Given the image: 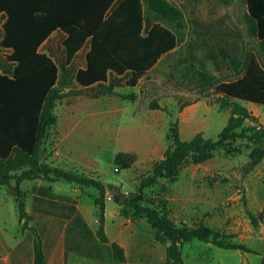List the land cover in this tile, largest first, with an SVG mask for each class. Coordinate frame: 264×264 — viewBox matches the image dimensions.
<instances>
[{"label":"rangeland","instance_id":"rangeland-1","mask_svg":"<svg viewBox=\"0 0 264 264\" xmlns=\"http://www.w3.org/2000/svg\"><path fill=\"white\" fill-rule=\"evenodd\" d=\"M168 1L182 12L178 24L149 12L146 0H142L145 18L170 29L177 43L134 88L125 87L123 79L119 81L118 94H131L133 99L117 97L122 105H130V109L102 117L94 108L99 104V98L106 95L94 98L96 89L79 91L72 83L71 92L57 101L55 123L48 129L39 161L94 177L104 183L107 189L106 231L111 236L116 234L121 221L128 240L134 236L138 246L156 243L152 239L154 230L145 220L135 218L132 209L123 203L126 198L139 197L144 205L159 210L165 206L166 216L176 223L206 225L233 235L232 241L256 252L240 254L236 250L220 249L193 239L182 246V264H264V158L250 168V149L243 141L235 143L241 148L238 154L228 156L218 151L200 164H192L187 159L175 181L160 179L156 185L143 189L139 187L140 181L151 173L170 145L167 140L170 126L166 130L145 126L153 115L149 110L152 103L171 112L173 120L170 125L177 122L181 140L188 141L197 133H202L204 138L216 139L227 123L229 111L219 109L212 100L222 95L223 91L231 90L232 82L243 77V82L249 86L248 94L243 95L246 102L236 101L253 109L264 125V70L256 66L258 44L247 33L243 0ZM1 37L0 21V40ZM63 39L61 33L54 32L40 46V51L51 55L58 64L64 62ZM87 47L88 43L84 49ZM245 53L251 61L249 73L234 79L228 57L236 56L244 60ZM6 54L0 47V63L5 61ZM83 62V54H80L69 64V79ZM247 66L248 62L246 69ZM68 90L70 88L64 89ZM238 92L235 89V95ZM184 109L187 113L180 118H188L193 113V120L179 124L177 115ZM135 110L139 111L137 116L133 114ZM119 152H131L135 160L129 168L116 171L113 158ZM20 187L26 193L24 200L30 215L27 224L36 229L46 248H53L57 242L51 240L59 234L64 236L59 242L65 250L77 247V242L70 239V229L68 232L66 226H70V196L75 195L71 188L78 187L63 181L51 183L42 179L24 180L20 182ZM79 188L83 190L80 196L82 211L91 225L92 252L100 251L101 256L106 254L105 260L110 263L109 248L98 245L94 235L99 217L94 203L96 189ZM178 192L187 197L185 208L177 200ZM246 209L259 218L257 226L251 224ZM0 232L5 237L0 235V255L11 250L18 240L17 248L26 253L30 244L32 251L34 235L28 229H20L11 186H0ZM160 246V251L156 249L155 254L157 259L161 256L162 260L155 261V264H165L163 248L167 243ZM133 259L140 262L139 257ZM149 259V255H145L140 263L149 264ZM70 261L73 262L70 264H93L91 260L77 255H72Z\"/></svg>","mask_w":264,"mask_h":264},{"label":"trees","instance_id":"trees-1","mask_svg":"<svg viewBox=\"0 0 264 264\" xmlns=\"http://www.w3.org/2000/svg\"><path fill=\"white\" fill-rule=\"evenodd\" d=\"M243 15L249 36L258 44V58L264 68V0H243ZM149 12L170 22L180 23L182 12L168 0H146ZM2 25L0 47L7 52L0 63V186L12 187L21 231L29 229L34 235L33 264H44L40 235L29 227L30 215L26 211L25 195L20 188L24 180L42 179L47 182L63 181L84 187H93L99 210L94 235L97 244L107 245L112 262H126L124 249L111 242L105 233L106 186L94 177L78 174L61 167L39 161L40 149L48 129L55 123L57 101L71 92L72 83L80 90L96 89L93 97L116 95L122 99L133 96L114 91L123 79L125 87L134 88L138 81L176 47L175 34L159 22L145 18L142 0H0ZM53 32L63 35L64 62L57 63L51 55L40 51V46ZM85 68L68 78V66L78 50L85 44ZM233 78H239L246 69L247 58L229 56ZM71 71V70H70ZM71 74V73H70ZM65 88H70L64 91ZM219 109H227L229 117L216 139L195 134L190 140L180 139L177 122L170 125L169 147L163 158L139 184L140 188L156 185L160 179L173 182L181 166L188 161L200 164L221 151L225 155L241 152L237 140L250 149L249 167L264 158V125L240 102L227 94L212 100ZM151 109L159 108L156 103ZM133 154L119 152L113 158L116 171L127 169L134 162ZM11 180L14 184L11 185ZM133 216L145 220L154 230V240L166 244L165 264H182V246L193 239L212 244L220 249L255 253L243 244L203 224L187 226L176 223L159 210L141 203L139 197L126 198ZM255 227L257 218L246 209ZM261 219V217H260ZM70 226L67 231L69 232ZM91 256L96 257V252Z\"/></svg>","mask_w":264,"mask_h":264},{"label":"crops","instance_id":"crops-1","mask_svg":"<svg viewBox=\"0 0 264 264\" xmlns=\"http://www.w3.org/2000/svg\"><path fill=\"white\" fill-rule=\"evenodd\" d=\"M0 21H1V29H2V25L5 22V18L1 15H0ZM86 44L87 43H85L78 50V52L76 53V55L74 56V58L72 60V63H73V61L75 60L77 55L83 54V61L84 62L81 66H79L76 69V71L79 69L85 68V56L89 50V44H88L87 49L86 50L84 49ZM245 57L248 60V54L247 53H245L244 58ZM257 61H258L257 62L258 65L256 64L257 68H261L264 70L258 56H257ZM250 66H251V61L248 60V66L244 72V77L248 75ZM144 76L141 79H143ZM141 79L138 81V83H140ZM243 81H245L243 77H241L240 79L234 80L232 82V86H230L231 90L228 89L227 91H223L222 93L233 97L235 100L246 102L244 100L243 95L248 94L247 90L249 89V86L247 84H245ZM77 88L80 90L79 86H77ZM235 89L240 91L237 93L238 95H235ZM114 91L116 93L119 92L117 87L114 89ZM121 103H122V101H120V99H118L117 96H113V95L107 96L106 95L105 97L99 98V104L96 105L94 109H96L97 113L101 114L102 117L103 116L104 117L105 116H111V114L118 113V112L124 113L127 109H130V107H131L130 105H124V104L122 105ZM247 109L252 111V113L254 114L253 109H251L250 107ZM149 110L151 111V113L153 115L151 118L148 119L149 121L145 124V126L147 128L163 127L164 130H166V128H169V126L173 120L170 111H165L161 108H157V109L149 108ZM185 113H187L186 109H184L180 113H178L177 116H178L179 124L184 122V121L188 122V121L193 120V116H192L193 113L188 118H185V117H184V119L180 118L181 115H182V117L185 116ZM133 114H134V116H137L139 114V111L135 110L133 112ZM128 153H131V152H128ZM73 185H75V184H73ZM75 186H77L78 188H73V187L71 188V191L73 193H75V195L72 197L70 196V201H69L70 202V239L77 242V247H71L70 251L65 250L59 242L64 236H63V234H59V236H56V237L52 238V240H51V241L55 240L57 243L53 244V246H52L53 248L47 249L44 242H43V239L40 236L42 246H43V252H44V264H70V262H72V261H70L72 255H77L79 257L91 260L93 264H116V263L112 262L109 251H108V257H109L110 263L108 261L106 262V260H105L106 254H103L101 256L99 254L100 251H98L96 253L95 258H93L91 256V242H90L91 225L86 220V218L84 216V213L82 211V207H83L82 203H81L82 201L80 199V196L83 193V190H81V188H79V187H83V186H78V185H75ZM106 191H107V189H106ZM178 194H179V196H178L177 200L179 203H182L183 207L185 208L186 204L188 203L187 197L183 193L178 192ZM25 197H26V195H25ZM167 199L169 200L168 197H167ZM39 202H41V201L39 200ZM194 203H196V202H194ZM25 206H26V203H25ZM106 208H107V205L105 204V209ZM42 216L45 217L46 214L43 213ZM104 218H105V226H104L105 227V233L108 236L109 240L111 242H116L117 244H119L124 249L126 262L119 263V264H143L140 262L143 261L145 255H149V257H150V259H149L150 263L149 264H155V261L158 260L160 262L162 260L161 256H159L158 259L156 258L155 251H156V249H157V251H158V249L160 251L159 247H161L160 245H163V244H161L159 242H156L157 244L155 242H152V243H150V246H148L147 244H145L143 246H138V244H136V241L134 240V236H131L130 240H128L126 238V236L124 234L125 228L122 227L121 221L118 222V227H119L118 231L116 232V234L114 236H111L106 231V219L107 218H106L105 210H104ZM29 227H31V226H29ZM68 227L69 226H66L67 229H68ZM57 229L59 230L58 227H57ZM0 235L3 236V238L5 239L2 232H0ZM33 239H34V236H33ZM33 239L31 240L32 241V251H30V244H28L27 249L25 250L26 253H24L22 250L17 248V245L19 242V240H18L15 244H13V247L10 248L11 250L0 255V264H33ZM152 239H154V238H152ZM102 246L104 247L105 245H102ZM140 249H142V250H140ZM249 249H251V248H249ZM165 250H166V246H164V248H163V260L164 261H165ZM251 250H253V249H251ZM236 251H238L240 254H256L255 250H253L255 253L241 252L239 250H236ZM138 257L140 258L139 263L135 262L133 259V258H138Z\"/></svg>","mask_w":264,"mask_h":264}]
</instances>
